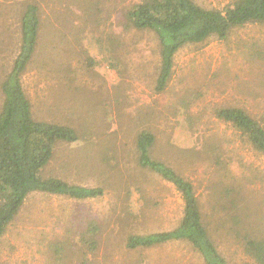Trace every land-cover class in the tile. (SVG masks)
<instances>
[{
  "label": "rangeland",
  "instance_id": "374dc122",
  "mask_svg": "<svg viewBox=\"0 0 264 264\" xmlns=\"http://www.w3.org/2000/svg\"><path fill=\"white\" fill-rule=\"evenodd\" d=\"M138 1L0 0V82L20 49V16L35 4L38 40L22 85L35 119L78 136L55 142L43 175L104 191L87 200L31 193L0 238V264H203L182 241L126 247L130 236L175 228L182 215L173 185L138 164L142 131L155 137L153 158L192 182L211 238L231 264H250L231 229L264 239V158L213 113L237 106L264 125V27L183 47L157 92L156 37L123 27ZM196 1L210 8L229 0ZM90 222L98 227L94 250Z\"/></svg>",
  "mask_w": 264,
  "mask_h": 264
},
{
  "label": "trees",
  "instance_id": "16d2710c",
  "mask_svg": "<svg viewBox=\"0 0 264 264\" xmlns=\"http://www.w3.org/2000/svg\"><path fill=\"white\" fill-rule=\"evenodd\" d=\"M247 26L264 27V0H229L221 7H204L196 0H139L123 15L125 30L148 31L158 45L155 90L163 92L172 75L174 56L185 46H204L210 39L222 43L235 31ZM21 45L11 71L0 82V238L18 214L26 198L35 192L63 196L75 200L103 196L101 188L71 184L58 177L44 176L57 141L78 139L66 125L37 120L25 94L21 74L36 46L39 11L28 4L19 20ZM254 53L262 47L252 44ZM214 117L228 124L254 151L264 158V125L244 109L214 108ZM153 134L139 133L136 139L138 164L173 185L182 200L178 225L168 231L130 236L129 249L151 248L171 241L187 243L202 258L203 264H231L211 238L200 209L192 182L161 160L152 156ZM98 227L90 222L87 235L90 249H95ZM236 249L250 264H264V239L231 229Z\"/></svg>",
  "mask_w": 264,
  "mask_h": 264
}]
</instances>
